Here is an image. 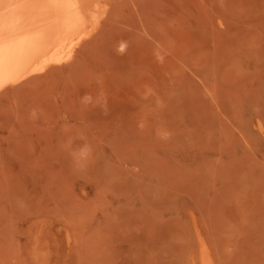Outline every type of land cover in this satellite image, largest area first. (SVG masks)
<instances>
[{"label": "rangeland", "instance_id": "374dc122", "mask_svg": "<svg viewBox=\"0 0 264 264\" xmlns=\"http://www.w3.org/2000/svg\"><path fill=\"white\" fill-rule=\"evenodd\" d=\"M107 8L0 92V264H264V0Z\"/></svg>", "mask_w": 264, "mask_h": 264}, {"label": "bare ground", "instance_id": "6f19581e", "mask_svg": "<svg viewBox=\"0 0 264 264\" xmlns=\"http://www.w3.org/2000/svg\"><path fill=\"white\" fill-rule=\"evenodd\" d=\"M109 1L0 0V92L71 61L99 29ZM198 256L213 264L206 243Z\"/></svg>", "mask_w": 264, "mask_h": 264}, {"label": "clouds", "instance_id": "9594fccd", "mask_svg": "<svg viewBox=\"0 0 264 264\" xmlns=\"http://www.w3.org/2000/svg\"><path fill=\"white\" fill-rule=\"evenodd\" d=\"M91 149L89 146L85 145L83 148L80 149L78 154V162L84 161L88 159V156L90 155Z\"/></svg>", "mask_w": 264, "mask_h": 264}]
</instances>
